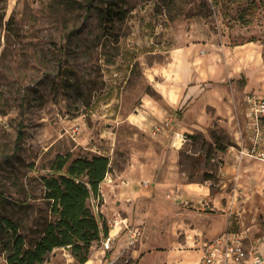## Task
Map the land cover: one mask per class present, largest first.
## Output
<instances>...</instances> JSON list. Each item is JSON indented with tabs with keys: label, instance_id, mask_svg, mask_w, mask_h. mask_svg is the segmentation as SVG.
I'll return each mask as SVG.
<instances>
[{
	"label": "rangeland",
	"instance_id": "rangeland-1",
	"mask_svg": "<svg viewBox=\"0 0 264 264\" xmlns=\"http://www.w3.org/2000/svg\"><path fill=\"white\" fill-rule=\"evenodd\" d=\"M111 1L0 0V216L29 239L51 219L40 177L57 153L76 144L73 123L87 138L100 140L104 129L115 133L107 173L113 176L126 166L132 147L155 145L156 137L126 122L106 126L111 120L101 115L102 103L130 109L145 92L156 98L149 81L171 72L165 67L176 53L181 83L190 74L192 96H183L176 108L173 169L195 187L206 185L211 197L203 206L196 203L194 209L207 215H193L191 243L180 248L192 255L205 241L235 230L264 256V162L238 151L247 142L244 95L264 94V0H113L126 17L108 28L102 8ZM74 152L92 153L81 147ZM160 155L154 167L172 168L171 156ZM107 182L101 201L89 203L113 234L115 199ZM161 208L163 215L176 209ZM135 218L139 214L133 225H140ZM164 223L163 233L147 239L161 246L148 247L143 258L131 256L143 232L133 245L117 243V235L114 264H164L163 251L176 240V225ZM184 232L179 230L180 240ZM102 256L100 240L84 263L59 247L40 264H99ZM0 264H7L1 251Z\"/></svg>",
	"mask_w": 264,
	"mask_h": 264
},
{
	"label": "crops",
	"instance_id": "crops-1",
	"mask_svg": "<svg viewBox=\"0 0 264 264\" xmlns=\"http://www.w3.org/2000/svg\"><path fill=\"white\" fill-rule=\"evenodd\" d=\"M169 64H171L169 67H165L166 71H171L166 72L169 77H167L166 73H163V78L161 80H156L155 75H153V79H150L152 81H149L151 89L157 95L156 98L152 97L148 92H145L143 96L140 97L135 107L130 109L123 107L122 104H120L117 109H112L110 107L111 102L106 104L102 103L101 115H107L111 120L105 123L106 126L118 124L119 122H126L131 128L139 131V133L145 130L152 135L150 129L155 123L163 121L165 118H171L172 122L168 128L156 135H152L156 137L155 145H144L139 150L132 147L130 149L128 161L123 170L119 172L115 171L114 176L113 174H106L104 180L100 183V194L103 192L104 184L108 183L107 180L110 179V187L114 194L113 198L115 199L113 208L116 213V217L114 218L115 229L113 228L111 230H115L114 233L118 235L117 243L121 240L122 244L126 245L128 239L126 225H129L131 228L137 226L139 229H142L137 240L133 244L138 242L141 232H143V236L137 243V246L131 250V256L142 255L141 258H143V255H145L143 251L145 249L151 246H161L156 243L149 244L147 239L151 237V235L164 232V226L162 225L164 221V225H168L169 228L172 225H176V240L172 241L173 248H168L170 247L169 243L167 244L169 245L167 249L163 251L164 264H202L201 247L203 245L194 249V254L192 255L186 253L190 250H183L180 247L187 246L188 243L190 245L191 243V239L188 238L187 230L192 229L189 224L193 215L196 213L207 215V213L194 209L196 208V203L203 206V204L208 203L211 197L206 185L199 183L200 185L195 187V184L198 183L185 182L181 178L179 172L173 169L176 167L174 161L177 153L175 146L176 130H174L176 122H174V117L176 115V108H178L183 96L191 101L192 85H190V82L192 80L190 74L186 72L183 74L185 81L181 83V73L178 71L176 53L173 55V60ZM76 125L77 123H73L70 127L71 137L75 140L76 144L69 148L68 151L74 152L76 148L81 147L87 152L109 156V153L112 152L116 146L115 138L111 136V134L114 135L115 133L104 129L100 130L98 133L100 140L94 135H90L91 137L87 138L85 132L81 131L80 127H78L77 133H73L72 128ZM96 139L97 141H95ZM160 151H165L171 156V160L168 161H172V164L169 165L172 168L159 169L154 167L160 165V163H155L154 161L162 160ZM163 161L166 160L163 158ZM136 167H141V169L147 168V172L138 174ZM108 176L110 178H108ZM144 181L146 184L143 183ZM194 187L195 189H193ZM166 196H170L172 199L167 201L165 199ZM189 202L193 203L189 204ZM123 206H125V208L128 207V209L130 208L129 214H123ZM162 206H172L176 207V209L171 212L165 210L163 215ZM137 214H139V218L135 219L140 222V225H137V223L133 225V218ZM162 216H164L163 220ZM181 225H183V228L179 229ZM179 230L185 231L182 240H180L178 236ZM112 250L113 248L111 251ZM111 251L106 253L103 251V256L99 264H105V256H117L116 252Z\"/></svg>",
	"mask_w": 264,
	"mask_h": 264
},
{
	"label": "trees",
	"instance_id": "trees-1",
	"mask_svg": "<svg viewBox=\"0 0 264 264\" xmlns=\"http://www.w3.org/2000/svg\"><path fill=\"white\" fill-rule=\"evenodd\" d=\"M102 13L108 28L126 17V9L113 0ZM21 137L19 132L18 140ZM109 170V157L103 154L57 153L40 177L51 216L40 233L29 239L12 219L0 216V251L6 263L40 264L59 247L68 248L75 260L84 263L91 244L109 232L103 214L89 203L91 199L101 201L100 183Z\"/></svg>",
	"mask_w": 264,
	"mask_h": 264
},
{
	"label": "built area",
	"instance_id": "built-area-1",
	"mask_svg": "<svg viewBox=\"0 0 264 264\" xmlns=\"http://www.w3.org/2000/svg\"><path fill=\"white\" fill-rule=\"evenodd\" d=\"M244 110L246 115L247 142L238 149L239 153L248 158L264 162V94L248 91L244 95ZM171 118L152 125L150 132L156 135L168 128ZM77 133L78 127L72 128ZM146 184V182H143ZM127 245H132L140 234L139 227L126 225ZM117 233H107L101 238L104 253L111 251ZM116 256H105V264H114ZM202 264H263V256L259 249L247 241V235L240 231H225L201 247Z\"/></svg>",
	"mask_w": 264,
	"mask_h": 264
}]
</instances>
